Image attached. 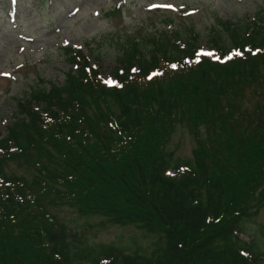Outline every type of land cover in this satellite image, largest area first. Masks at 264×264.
I'll return each instance as SVG.
<instances>
[{"label":"trees","instance_id":"1","mask_svg":"<svg viewBox=\"0 0 264 264\" xmlns=\"http://www.w3.org/2000/svg\"><path fill=\"white\" fill-rule=\"evenodd\" d=\"M220 24L215 53L199 60L192 28L125 46L112 86L67 47L80 62L63 83L17 101L0 135V264H264L257 241L241 238L264 206V98L241 105L264 81V17ZM180 123L196 137L191 157L167 150ZM12 161L33 172H6ZM45 199L160 240L150 253L89 242Z\"/></svg>","mask_w":264,"mask_h":264},{"label":"rangeland","instance_id":"2","mask_svg":"<svg viewBox=\"0 0 264 264\" xmlns=\"http://www.w3.org/2000/svg\"><path fill=\"white\" fill-rule=\"evenodd\" d=\"M257 15L264 17V0H0V135L16 117L17 99L28 97L34 88L62 84L70 66L80 62L73 53H65L66 46L82 48L83 57L98 60L101 79L109 84L117 53L135 41L148 43L160 35L190 33L192 28L198 54L206 56L201 53L212 52L210 38L221 30L220 22L229 21L234 29ZM222 42L230 46L224 33ZM263 98L264 81L252 83L241 105L252 109ZM195 147L189 126L177 124L167 150L175 158H187ZM5 171L26 177L33 172L14 161ZM44 203L71 234L89 242L150 253L152 243L160 240L159 234L134 224L115 225L99 214L81 215L69 204L53 205L48 199ZM245 228L248 233L241 238L256 240L264 252V206Z\"/></svg>","mask_w":264,"mask_h":264},{"label":"snow or ice","instance_id":"3","mask_svg":"<svg viewBox=\"0 0 264 264\" xmlns=\"http://www.w3.org/2000/svg\"><path fill=\"white\" fill-rule=\"evenodd\" d=\"M14 2H15V0H14ZM170 7V6H169ZM202 55H213V53H209V52H204V53H201ZM254 54V53H253ZM243 55V53L241 52V51H234V52H232L230 55H228L225 59H228V60H230V59H232L233 58V56H242ZM219 59V58H218ZM197 60H199V55L197 56ZM173 67H175V65H173ZM135 71V70H134ZM150 79H151V77H149ZM108 83H112V81H108Z\"/></svg>","mask_w":264,"mask_h":264},{"label":"bare ground","instance_id":"4","mask_svg":"<svg viewBox=\"0 0 264 264\" xmlns=\"http://www.w3.org/2000/svg\"><path fill=\"white\" fill-rule=\"evenodd\" d=\"M105 217V216H104ZM252 220V219H251ZM251 220H249L248 222H250ZM247 223V222H246Z\"/></svg>","mask_w":264,"mask_h":264}]
</instances>
